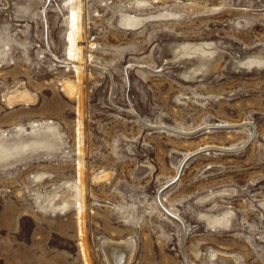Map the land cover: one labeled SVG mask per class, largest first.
Returning a JSON list of instances; mask_svg holds the SVG:
<instances>
[{
    "label": "rangeland",
    "instance_id": "1",
    "mask_svg": "<svg viewBox=\"0 0 264 264\" xmlns=\"http://www.w3.org/2000/svg\"><path fill=\"white\" fill-rule=\"evenodd\" d=\"M44 127L54 147L0 163V264H107L105 238L128 264H264V0H0V134ZM253 131L161 190L182 232L157 189Z\"/></svg>",
    "mask_w": 264,
    "mask_h": 264
},
{
    "label": "bare ground",
    "instance_id": "2",
    "mask_svg": "<svg viewBox=\"0 0 264 264\" xmlns=\"http://www.w3.org/2000/svg\"><path fill=\"white\" fill-rule=\"evenodd\" d=\"M71 10H72L73 22H74V19L76 20V22L72 24V27H71L72 30H70L71 32H70L69 36H70V40H71L72 50L77 51L76 53H74L72 55L71 59L74 62L76 71L79 72L80 65L82 62V60H81L82 58L80 57V53H79L80 52V46H78L76 43L77 39L79 37V29H78V25L76 27H74L77 24L78 11H79L78 4L77 5L75 4L74 6L72 5ZM69 51H70V49H69ZM64 85L66 87L67 92H69V93L76 92L77 93V86L76 85L73 86L72 83H68V82H65ZM19 97L27 98L28 94L24 93L23 95H20ZM34 135L35 136L29 140H19V141L10 142L7 139L3 138L2 134H0V163L9 162L11 158H14L16 156H20L23 153H26L28 151L45 150V148L54 147L57 143L56 139H58V134L56 133L55 128L44 127L43 129H40L37 132H34ZM210 144H205V145H210ZM201 146H203V145H201ZM215 146L216 147L220 146L222 148H229L230 147V146H223V145H215ZM206 147H208V146H206ZM230 148H232V147H230ZM78 166H79L80 171H81L82 159L78 160ZM104 175H100V176H104ZM173 175L171 177H173ZM76 189H77V193L75 194L74 198L79 203L78 207L80 209L83 205L82 204L83 203L82 187L80 185H78V186H76ZM156 197H157V195H156ZM156 199L158 201V198H156ZM65 202H68V201H64V204H65ZM158 203H159V201H158ZM171 212H172V210H171ZM174 214H175V212H174ZM228 220H229V216H228L227 212H225L223 214L221 219L220 218L216 219V221L220 224L225 223ZM79 239H80V237H79ZM101 243H102V248H103V252H104V256L106 258L105 260L107 261V264H128L130 257H131V254L133 252V248H135L132 238L130 240H128V239L111 240V239L105 238V239H103V241ZM84 248H85V246H84ZM212 259H213V261H215L216 264H232L235 262L236 257L232 254H226L223 252H215L212 255Z\"/></svg>",
    "mask_w": 264,
    "mask_h": 264
},
{
    "label": "water",
    "instance_id": "3",
    "mask_svg": "<svg viewBox=\"0 0 264 264\" xmlns=\"http://www.w3.org/2000/svg\"><path fill=\"white\" fill-rule=\"evenodd\" d=\"M139 121L141 122L142 125L144 126H147V124L139 118ZM241 125H250L253 129H254V126L251 122H245V123H241V124H238V125H225V124H219V125H212V126H209V128H221V127H237V126H241ZM159 129H166L168 131H171V132H174V133H177V134H183V135H191V134H194L198 131H201L203 129H207V127L203 126V127H200L199 129H197L196 131H191V132H183V131H179V130H175L174 128H170V127H158ZM254 135V131H253V134L245 141V143H243V145L239 146V147H232V148H222V147H216V146H208V147H202L200 149H196L192 152H189L188 154H186L181 162L179 163V166H178V169H177V172L175 174V176L170 180L168 181L163 187L157 189V198H158V201H159V208L161 209V211L167 215L168 217H171L172 219L176 220L180 225H181V228H182V232L184 231V226H183V222L181 220V218H179L176 214H174L173 212H171L169 209H167V207H165V205L163 204V202H161V200L159 199V194L161 192V190L173 183L177 177L179 176V173L181 171V168L182 166L184 165V163L189 159L191 158L192 156L196 155V154H199V153H202V152H207V151H215V152H221V153H226V152H236V151H239L241 149H243L244 147H246L248 145V143L250 142V140L252 139Z\"/></svg>",
    "mask_w": 264,
    "mask_h": 264
}]
</instances>
